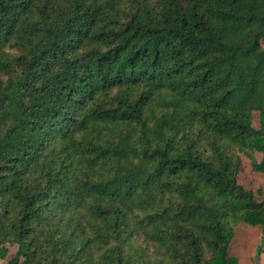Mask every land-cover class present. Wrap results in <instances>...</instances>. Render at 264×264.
<instances>
[{"label": "trees", "instance_id": "obj_1", "mask_svg": "<svg viewBox=\"0 0 264 264\" xmlns=\"http://www.w3.org/2000/svg\"><path fill=\"white\" fill-rule=\"evenodd\" d=\"M240 153L264 172V0H0L5 264H238Z\"/></svg>", "mask_w": 264, "mask_h": 264}, {"label": "rangeland", "instance_id": "obj_2", "mask_svg": "<svg viewBox=\"0 0 264 264\" xmlns=\"http://www.w3.org/2000/svg\"><path fill=\"white\" fill-rule=\"evenodd\" d=\"M258 112L253 113V125L258 126ZM258 153V152H257ZM242 159V170L238 174V181L246 188L251 189L257 198L264 196V172L257 171L252 167L250 158L240 153ZM234 237L229 245V254L237 258L238 264H253L259 260L264 264V246L262 228L258 225H251L245 222L234 227ZM261 247V252L258 248ZM7 253L0 256V264H5L9 257L15 252L16 246L5 245Z\"/></svg>", "mask_w": 264, "mask_h": 264}, {"label": "water", "instance_id": "obj_3", "mask_svg": "<svg viewBox=\"0 0 264 264\" xmlns=\"http://www.w3.org/2000/svg\"><path fill=\"white\" fill-rule=\"evenodd\" d=\"M253 264H259V260H254V263Z\"/></svg>", "mask_w": 264, "mask_h": 264}, {"label": "crops", "instance_id": "obj_4", "mask_svg": "<svg viewBox=\"0 0 264 264\" xmlns=\"http://www.w3.org/2000/svg\"><path fill=\"white\" fill-rule=\"evenodd\" d=\"M261 198H264V196H262Z\"/></svg>", "mask_w": 264, "mask_h": 264}]
</instances>
